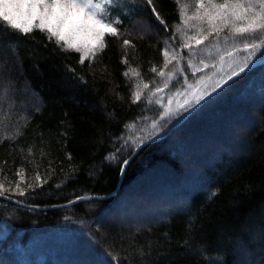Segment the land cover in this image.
<instances>
[{"label": "trees", "instance_id": "1", "mask_svg": "<svg viewBox=\"0 0 264 264\" xmlns=\"http://www.w3.org/2000/svg\"><path fill=\"white\" fill-rule=\"evenodd\" d=\"M117 5L120 35L83 63L46 32L0 39V182L17 200L0 197V264H264V64L139 150L117 193L97 198L117 188L130 140L176 123L159 127L150 92L164 52L182 46L178 2Z\"/></svg>", "mask_w": 264, "mask_h": 264}, {"label": "snow or ice", "instance_id": "2", "mask_svg": "<svg viewBox=\"0 0 264 264\" xmlns=\"http://www.w3.org/2000/svg\"><path fill=\"white\" fill-rule=\"evenodd\" d=\"M146 3L151 6L153 0H146ZM117 6V0H0V39L4 36L26 37L34 30L46 32L48 39L51 41L54 38L62 50L81 53L80 62L83 63L86 57L94 59L105 48L106 35H120L119 27L123 21H118L117 15H114ZM187 7L188 5H181L180 8L182 23L187 25L189 20H199L207 23L208 30L207 34L201 29L198 36H186L181 25H177L176 31L189 41L184 47L191 49V41L194 40L199 45L213 34L218 39L220 33L227 30L229 36L225 39H239L248 52L245 60L237 66L239 70L234 69L229 79L244 73L258 50L264 54V0H195V12L192 16L186 15ZM151 10L159 20L156 8L152 6ZM160 22L164 23L162 20ZM123 44L127 46L130 42L124 40ZM164 55L167 59L169 52L165 51ZM176 55L172 53L171 58L176 59ZM160 75L164 76L165 73L161 72ZM143 87L148 88V85L144 84ZM139 88L137 85L138 91L134 93L136 100L140 99ZM200 98L202 94L197 95V102ZM126 146L127 141L117 152ZM109 158L118 159L114 153H110ZM128 162L125 159L123 164ZM18 174L23 179L22 172ZM36 179L40 180L39 175ZM6 191L9 189H5L0 182V197H4ZM15 191L20 196L25 195V190L19 183L16 184Z\"/></svg>", "mask_w": 264, "mask_h": 264}, {"label": "rangeland", "instance_id": "3", "mask_svg": "<svg viewBox=\"0 0 264 264\" xmlns=\"http://www.w3.org/2000/svg\"><path fill=\"white\" fill-rule=\"evenodd\" d=\"M178 5L179 8L181 5H188L186 8L187 16H192L195 12V0H179ZM182 28L186 36L194 37L200 34L201 29L207 34L208 25L199 20H189L187 25L182 23ZM226 36H229L227 30L221 32L218 39L213 34L199 45L195 44L193 40L191 41V49L183 46L189 42L183 37L181 39L182 46L177 49L174 47L168 49L169 57L164 70L165 75L162 76V82L150 92V100L155 98L156 102L164 106L159 127H161V123H178L181 120L178 119L197 103V95L202 94L203 98L214 87L227 80L234 69L239 70L237 66L245 60L248 52L239 39L229 38L226 40ZM172 53L177 54L176 59L171 58ZM263 58L264 54L258 50L250 62ZM157 88L160 90L158 91ZM129 139L128 137L126 141ZM129 142L134 146L143 141L137 139L135 143L133 140Z\"/></svg>", "mask_w": 264, "mask_h": 264}, {"label": "water", "instance_id": "4", "mask_svg": "<svg viewBox=\"0 0 264 264\" xmlns=\"http://www.w3.org/2000/svg\"><path fill=\"white\" fill-rule=\"evenodd\" d=\"M262 64H264V59H261V60H258L256 62H253V63L250 64V66L248 68L245 69V72L251 70L252 68H254L256 66L262 65ZM244 73H241L240 75H242ZM239 76H234L231 79L228 78L222 84H220L217 88H215L213 91H211L205 97H203L199 102H197L194 105L193 108H191V110L178 123H176L174 126H172L165 134H163L161 136H158V137H155V138L148 139V140L143 141L142 143H140L134 149L133 153L127 158V160L130 162V160L133 158V156H135L138 153V151L141 150L144 146H146V145H148L150 143H153V142H156V141H159V140L165 138L172 130H174L177 126H179L181 123H183L191 114H193L196 110H198L210 97H212L213 95H215L216 93H218L220 90L224 89L227 85H229L232 81H234ZM128 163L126 165L125 164L122 165V171H121L120 181H119V184H118L117 188L115 189V191H113L109 195H106V196H98L97 198H105V197H108V196H113V195H115L117 193V191L120 188V184L122 182V179H123V176H124V172L126 170V167H127ZM2 198L7 199V200H11V201H14V202H17L16 199H14V198H12L10 196L4 195V197H2ZM89 198H90V196L89 197L86 196V197L78 198V199H75L73 201H70L69 203H67L65 205H69V204H72V203H74L76 201H80V200H87Z\"/></svg>", "mask_w": 264, "mask_h": 264}]
</instances>
